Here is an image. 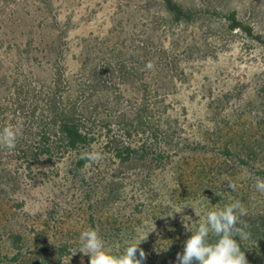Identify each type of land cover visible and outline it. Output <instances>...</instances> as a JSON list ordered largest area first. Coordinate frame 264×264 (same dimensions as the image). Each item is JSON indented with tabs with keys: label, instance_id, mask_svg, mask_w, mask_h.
<instances>
[{
	"label": "rangeland",
	"instance_id": "obj_1",
	"mask_svg": "<svg viewBox=\"0 0 264 264\" xmlns=\"http://www.w3.org/2000/svg\"><path fill=\"white\" fill-rule=\"evenodd\" d=\"M175 1L196 15L193 22L174 23L162 0H0V75L1 65L18 59L19 49L31 41L40 60L24 65L40 78L51 75L55 58L50 49L63 51L62 62L74 89L78 79L89 83L90 69H101L109 90L91 102L105 104L106 112L117 110L115 98L121 97L117 113L130 121L142 94L132 83L122 84L119 72L132 69L152 90L168 95L187 125L185 138L192 132L189 125L198 126L207 139L204 143H212L216 150L231 148L235 156L226 165L218 152L207 163L217 167V173L232 166L225 174V184L236 185L231 201L246 193L250 202L257 198L264 202V194L255 188L256 179H264V48L242 31H230L226 20L235 12L264 38V0ZM155 52L165 53L174 64L164 69ZM145 57L154 64L152 70L146 69ZM95 150L103 153L99 145ZM196 156L205 163L206 155ZM104 157L88 163L78 176L70 172L76 159L67 157L55 167L47 166L45 178L1 186L0 245L18 242V237L33 246L72 239L79 243L81 232L91 228L112 248L121 241L112 234L124 225L135 234L122 239L135 240L150 261L161 263V258L162 264H176L182 251L171 255L166 246L178 234L185 236L184 241L190 238L187 234L205 220L210 202L200 198L176 203L168 192L173 180L167 170L153 171L143 183L142 176L152 172H147L150 165L146 169L138 162L123 165ZM240 158L247 164L238 166ZM139 184L154 192L140 196ZM53 216L61 222L59 230L53 229ZM78 253L90 264V257Z\"/></svg>",
	"mask_w": 264,
	"mask_h": 264
},
{
	"label": "trees",
	"instance_id": "obj_2",
	"mask_svg": "<svg viewBox=\"0 0 264 264\" xmlns=\"http://www.w3.org/2000/svg\"><path fill=\"white\" fill-rule=\"evenodd\" d=\"M162 4L176 24L191 23L196 18L192 11L184 9L175 0H162ZM226 20L229 22L230 31H242L264 48V38L255 35L252 27L241 22L235 12L227 15ZM32 44L33 41L25 48L19 49L18 59L8 66L1 65L3 74L0 75V129L10 126L18 129L20 134L15 149L0 148V167H3L0 169V190L1 186H19L24 178L34 180L40 175L45 178L50 172L46 171L47 166L55 167L67 157L76 159L70 172L78 176L91 162L83 158L82 153L92 151L93 145H99L106 161L114 160L123 165L138 162L145 168L150 165L152 169H146L147 172H152L142 176L143 183H147L145 179L151 178L155 170L170 172L173 183L169 184L168 192L171 200L176 203L203 198L202 200L210 202V206L205 209L207 212L216 205L224 207L233 202L231 198L235 191L228 188L230 182L225 184V179H228L225 174L232 166L229 163L228 170L222 169V173H217V167L207 163L216 156V152L225 158V165L235 154L229 147L216 150L212 143H204L207 139L203 138L198 126L189 125L192 132L185 138L187 125L169 104L168 95L159 89L152 90L134 70L121 69L119 78L122 84L132 83L142 94L134 118L126 121L125 115L117 113L122 106L121 97L115 98V106L118 109H106V112L105 104L91 102L92 97L109 90L101 69H90L87 79L89 83L78 79V88L74 89L75 85L70 81L62 62L64 52L52 48L49 52L55 58V63H52L50 68L51 75L48 78H40L32 68L26 69L24 65L26 61L30 63L32 60H40L34 55ZM10 50L12 52L13 49ZM154 57L164 69L174 64L165 53L155 52ZM148 59L149 57H145L143 60L148 62ZM83 71H87V67ZM85 74L83 72L82 77H85ZM211 132L214 135L217 130ZM200 152L202 156L206 155L203 160L205 163L196 158V154ZM209 157L211 159L207 160ZM192 160L195 162H191ZM245 164L247 163L241 158L237 161L238 166ZM37 170L40 171L37 173ZM107 188L108 185L106 190ZM139 188L140 196L154 192L151 189L146 191L141 185ZM249 197L246 193L234 196L247 208L248 214L241 220L248 225L246 230L250 233L247 240L240 241L239 237L236 239L246 255L248 264H264V202L263 198L250 202ZM55 218H51L55 223L53 229L59 230L61 222ZM120 227L121 229L112 234L114 238L121 240L111 248L113 254L117 255L127 246V241L122 238L135 234L131 228L126 229L124 225ZM192 231L187 235L191 236ZM184 238L185 236L178 234V239L167 245L165 252L172 255L183 251ZM216 239L214 234L210 233L209 240L214 242ZM17 240L18 242L6 241L5 245H0V264H81L79 262L84 261L78 258L82 254L78 253L80 243L73 241L75 239L48 245L36 243L34 246L26 239L23 241L21 237ZM28 245L30 246L27 247ZM139 247L145 251L143 247ZM159 259L161 263H153L147 257L144 264H162L163 260Z\"/></svg>",
	"mask_w": 264,
	"mask_h": 264
},
{
	"label": "clouds",
	"instance_id": "obj_3",
	"mask_svg": "<svg viewBox=\"0 0 264 264\" xmlns=\"http://www.w3.org/2000/svg\"><path fill=\"white\" fill-rule=\"evenodd\" d=\"M154 67L151 61L146 64L148 70ZM19 134L18 129L10 126L0 129V148L15 149ZM92 148V151H85L82 156L87 160L99 162L103 158L102 154L95 150L94 145ZM228 188L235 191V183L230 182ZM255 188L264 194V179L258 177ZM247 214V208L238 199L224 207L216 205L207 211L205 220L199 223L191 232L190 238L184 242L183 251L177 253L176 264H248L246 255L236 239L239 237L241 241L250 238V233L246 230L248 225L241 220ZM210 233L217 238L214 242L209 240ZM79 243V252L90 257V264H144L147 259V254L135 240L128 241L120 254H113L104 239L91 228L81 232Z\"/></svg>",
	"mask_w": 264,
	"mask_h": 264
}]
</instances>
